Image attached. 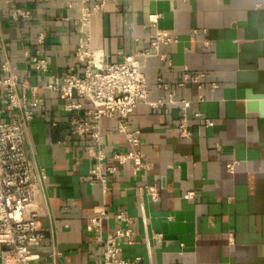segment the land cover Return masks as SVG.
I'll list each match as a JSON object with an SVG mask.
<instances>
[{
    "label": "crops",
    "instance_id": "crops-1",
    "mask_svg": "<svg viewBox=\"0 0 264 264\" xmlns=\"http://www.w3.org/2000/svg\"><path fill=\"white\" fill-rule=\"evenodd\" d=\"M93 1L0 0V76L6 74L1 64L7 59L44 100L35 107L26 136L32 162L46 171L39 218L46 237L33 247L43 256L38 264H100L103 247L89 221L102 209L109 213L104 235L119 224L116 213L133 218L135 234L121 242L125 259L141 257L143 264H264V114L252 104L254 96L264 94V0H108L85 23L82 10ZM154 1L168 4L166 22L158 23L163 14L151 10ZM15 7L28 9L30 15L14 18ZM87 32L107 63L149 49L156 35L169 38L159 43L166 57H149L144 72L150 99L166 100L173 93L176 102L163 107L137 104L127 124L139 131L135 148L148 166L134 175L132 161L120 165L108 174L106 191L90 172V134L79 135L72 125L89 119V100L75 95L73 100L82 106L67 111L66 100L42 86L47 74L31 58L39 52L57 75L81 74L83 63L75 58V49ZM40 33L44 40L39 43ZM186 71L205 73L201 88L192 81L179 85ZM159 79L169 88L158 86ZM212 82L219 86L213 88ZM182 99L193 100L186 136L179 128ZM100 130L105 164L112 165L113 154L128 152L131 143L116 117H102ZM229 161H237L232 171L226 168ZM146 183L157 185V201L138 193V186ZM153 211H169L171 218L177 211L191 214L193 246L157 232Z\"/></svg>",
    "mask_w": 264,
    "mask_h": 264
},
{
    "label": "built area",
    "instance_id": "built-area-1",
    "mask_svg": "<svg viewBox=\"0 0 264 264\" xmlns=\"http://www.w3.org/2000/svg\"><path fill=\"white\" fill-rule=\"evenodd\" d=\"M88 2L89 0H83ZM108 0H94L85 5L81 20L88 22L93 12L104 8ZM14 18L27 17L30 11L23 7L11 10ZM156 15L150 16L155 23ZM197 29L193 30L196 34ZM44 36L40 33L37 42H43ZM168 42L169 38L156 35L147 50L129 54L120 62L107 63L100 51L94 49L90 43V33H86L75 49V58L83 63V72L76 74L73 71L57 75L50 72L48 60L36 52L31 56L35 68L46 73L47 78L43 87L52 89L61 98L65 99V109L72 111L82 106L81 102L73 100L76 95L89 100L91 108L86 111L89 119L72 121L73 130L79 135L89 133L91 142L86 146L87 155L93 159L90 169L92 176L101 184L104 191L107 189L108 174L115 172L118 167L127 161H132L133 174L138 175L148 163L143 159L141 151L135 148L139 142V131L130 129L127 118L139 103H146L152 107L165 106L175 103L173 93L168 99H150L151 88L144 67L152 55H160L159 43ZM205 45L210 41L205 39ZM2 40L0 38V46ZM28 55V52L25 51ZM5 71L0 76V263L1 264H38L43 256L35 252L33 247L44 242L46 229L39 226V218L43 209V178L44 167L35 165L28 152L27 129L34 117V109L43 103V98L35 94L37 86H32L27 79H21L14 67L6 59L1 64ZM204 72L192 73L186 71L180 86L192 81L201 88V79ZM158 86L169 88L167 82L159 79ZM217 82L212 87L217 88ZM3 93H5L3 96ZM203 96L198 95V100ZM181 119L179 128L181 134H189L187 109L193 100L182 99ZM105 116L118 119V129L122 131L129 142L131 149L124 153L116 151L113 157L116 163L106 165V152L102 144L100 120ZM237 161H229L226 168L232 171ZM139 194H145L152 201L159 199V189L155 183L139 185ZM191 194V193H189ZM109 213L102 209L90 218L96 240L102 244L100 264H143L141 257L125 259L121 253V242L130 240L135 234L132 216L120 211L116 213L119 224L108 234H103V222Z\"/></svg>",
    "mask_w": 264,
    "mask_h": 264
},
{
    "label": "water",
    "instance_id": "water-1",
    "mask_svg": "<svg viewBox=\"0 0 264 264\" xmlns=\"http://www.w3.org/2000/svg\"><path fill=\"white\" fill-rule=\"evenodd\" d=\"M154 1L151 3V10L157 11L159 14H163V17H159L158 23L162 21L166 22L164 17L169 16L168 4L164 2ZM256 100L252 103L254 108H259L261 113L264 114V94L254 96ZM151 222L153 228L157 232H161L165 237L170 239H178L187 247H191L194 244V228H193V216L189 213L183 214L181 211L174 213L173 218L169 211H153L151 214Z\"/></svg>",
    "mask_w": 264,
    "mask_h": 264
}]
</instances>
